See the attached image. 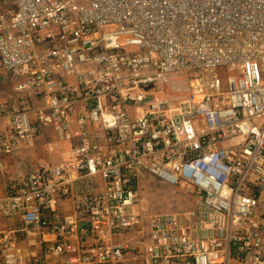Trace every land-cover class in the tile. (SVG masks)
<instances>
[{
	"label": "built area",
	"instance_id": "obj_1",
	"mask_svg": "<svg viewBox=\"0 0 264 264\" xmlns=\"http://www.w3.org/2000/svg\"><path fill=\"white\" fill-rule=\"evenodd\" d=\"M0 120V264H264V0H0Z\"/></svg>",
	"mask_w": 264,
	"mask_h": 264
},
{
	"label": "crops",
	"instance_id": "obj_2",
	"mask_svg": "<svg viewBox=\"0 0 264 264\" xmlns=\"http://www.w3.org/2000/svg\"><path fill=\"white\" fill-rule=\"evenodd\" d=\"M8 91V86L2 87ZM3 128L2 121L0 120V131ZM54 139V134L51 128L47 127L43 130L42 135L38 138V143L31 151L20 148L12 154L0 153V160L5 164V169L0 172V197H3L7 191L17 183L20 176L25 175L31 167L40 159L48 158L45 153L43 143L45 140ZM54 156L52 158H56ZM10 221L0 217V232L4 231L9 225Z\"/></svg>",
	"mask_w": 264,
	"mask_h": 264
},
{
	"label": "rangeland",
	"instance_id": "obj_3",
	"mask_svg": "<svg viewBox=\"0 0 264 264\" xmlns=\"http://www.w3.org/2000/svg\"><path fill=\"white\" fill-rule=\"evenodd\" d=\"M173 90L175 93H187L188 90L186 78H175L173 80ZM143 195L150 203V208L154 211H168L171 210V208H174L175 205L179 206L180 208H185L187 206L186 202H189V199H187L185 195L177 194L176 196V194L170 190H167L164 193H159L155 189L149 187L147 182H145ZM176 208L174 209L177 210Z\"/></svg>",
	"mask_w": 264,
	"mask_h": 264
}]
</instances>
